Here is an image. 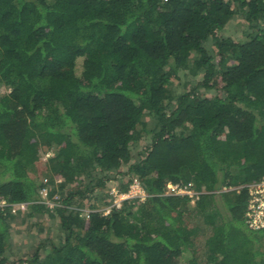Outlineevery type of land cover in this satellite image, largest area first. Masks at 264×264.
I'll return each instance as SVG.
<instances>
[{"label": "trees", "instance_id": "1", "mask_svg": "<svg viewBox=\"0 0 264 264\" xmlns=\"http://www.w3.org/2000/svg\"><path fill=\"white\" fill-rule=\"evenodd\" d=\"M117 174L146 198L98 206ZM262 180L264 0H0V264H264ZM13 210L62 235L10 263Z\"/></svg>", "mask_w": 264, "mask_h": 264}, {"label": "rangeland", "instance_id": "2", "mask_svg": "<svg viewBox=\"0 0 264 264\" xmlns=\"http://www.w3.org/2000/svg\"><path fill=\"white\" fill-rule=\"evenodd\" d=\"M244 29H248V23L244 21L243 17L240 15H236L233 20H231L225 27V29L221 32L224 36H230L234 39L243 38V31ZM190 77H185V79H189ZM184 80V77H182L181 82ZM178 81L176 84H174V87L177 92H182L185 90L183 86L180 85ZM2 92V90H1ZM146 120H149L146 118ZM149 124L151 121H148ZM151 126V124L149 125ZM143 146L142 144H138L133 150L134 152L142 150ZM42 152L44 151V147L41 148ZM48 153L43 154V160L47 158ZM51 154V153H50ZM127 166L124 165L121 167L120 171L121 173L126 172ZM114 175V174H113ZM119 175V179L112 181H108L105 186L101 188H97L95 192L93 193L96 195V204L100 205V200L98 198H102V201H105L103 198L108 195V192L114 188L115 192L120 188V183H125L128 177L126 175ZM115 175V177L117 176ZM110 178H114V176L110 175ZM51 187L55 188L56 182L52 185H49ZM50 188V187H49ZM58 194L60 196H64V192L61 193H55L52 195V199L48 198L47 195L45 196L43 194V199L45 201H48L50 203V206L54 204L53 200L57 198ZM144 199H141L140 201H143ZM91 202V201H90ZM80 203V209L88 212L90 211L88 205H89V199L85 200H79ZM223 204H221L222 206ZM223 207V206H222ZM100 209H103L104 212H107L109 209V206H102ZM26 211V210H25ZM17 211L13 210V216L10 219V226L12 228L11 237H10V248L8 250L7 255H9V261L10 263L12 261L17 260L21 257L30 256L38 246L39 242H43L45 240L50 241H57L59 237L62 235L61 230L59 229V218L58 216H50L47 212H40V213H34V215L29 216L28 211ZM39 253L44 255L43 250H39Z\"/></svg>", "mask_w": 264, "mask_h": 264}, {"label": "built area", "instance_id": "3", "mask_svg": "<svg viewBox=\"0 0 264 264\" xmlns=\"http://www.w3.org/2000/svg\"><path fill=\"white\" fill-rule=\"evenodd\" d=\"M50 153L51 152H49L48 155H52V153ZM167 187V193L188 194L189 196H194L199 193L186 186L180 187L179 185H173L169 183ZM247 187L250 198L247 205V210L245 212L246 222L248 223V226L253 229L264 228V180L257 183H251ZM109 193L113 197V204H115L117 207L120 206L121 201L124 199L138 198L141 200L146 198V193L137 179L133 180L126 192L120 193L118 190L115 192L113 188ZM42 194H46L45 189L42 190ZM2 204H4L3 201L0 202V205ZM23 206V204L20 205L21 208ZM108 211L109 210H107V212Z\"/></svg>", "mask_w": 264, "mask_h": 264}]
</instances>
